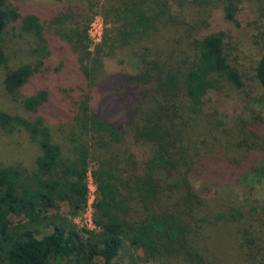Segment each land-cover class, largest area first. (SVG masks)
Returning <instances> with one entry per match:
<instances>
[{"label": "trees", "instance_id": "trees-1", "mask_svg": "<svg viewBox=\"0 0 264 264\" xmlns=\"http://www.w3.org/2000/svg\"><path fill=\"white\" fill-rule=\"evenodd\" d=\"M79 1L0 0L2 84L25 113L0 111V131L38 146L31 166L0 161V264H231L213 253L220 226L232 229L242 264H264V205L248 208L264 179V117L252 108L264 103V38L244 74L242 50L223 33L189 37L209 8L234 27L246 0H103L95 53L93 18L76 31ZM15 33L31 38V61L10 67ZM104 49L114 58L110 111L94 97L103 65L92 56ZM229 89L247 99L232 129ZM51 126L70 136L71 157ZM89 175L95 229L80 232L60 211L85 210Z\"/></svg>", "mask_w": 264, "mask_h": 264}, {"label": "rangeland", "instance_id": "rangeland-1", "mask_svg": "<svg viewBox=\"0 0 264 264\" xmlns=\"http://www.w3.org/2000/svg\"><path fill=\"white\" fill-rule=\"evenodd\" d=\"M35 2L41 3L46 7L47 0H34ZM65 1V0H64ZM72 1V0H70ZM78 1V0H75ZM87 0H80L77 2V15L81 14L80 18H77L76 21H79V26L77 30L82 29L84 23L86 25L93 18L94 14H100V7L103 0H92L98 4L96 8L92 11L88 10ZM89 1V0H88ZM242 15L239 18V23L233 26H228L221 17L220 8H209L204 13V24L201 27H196L191 31L189 37L195 36L199 33L214 32V33H223L224 41L227 42L230 39L234 41L242 50V54L239 60V69L246 74L251 70L254 64L257 62L260 55L261 42L264 38V7L260 3V0H246V3L242 6ZM194 14V11H193ZM87 19V20H85ZM84 22V23H83ZM208 22V24H207ZM72 27L74 25H71ZM76 27V26H75ZM16 37H13L12 40H9L7 43V50L10 56L9 65L10 67H16L20 63L31 61L28 54V47L31 46V38L28 36H19L18 33H15ZM63 46H68L66 43H59ZM187 45V44H186ZM95 49L91 50L92 53H95ZM94 60L97 59V62H100L103 65V68L99 69L96 74L97 84L95 86V102L99 104L104 111L113 110V103L111 98V86L112 78L109 75L115 73L114 70V58H112L107 50L104 49V53L100 55L94 54L92 56ZM93 60V61H94ZM93 61L88 62L89 67L92 66ZM6 69L4 66H0V111H5L9 113H20L23 114L22 108L19 106L18 102L8 94H6L2 80ZM247 90H252L251 96L254 97L260 94V89L258 88L257 83L251 78L247 81ZM232 98L233 103L237 104L238 110L236 113H231V129L235 128V123L237 124V115H240L241 112L245 111L244 104H246L247 99L245 94L241 96L237 90L229 89L228 91ZM251 106V105H250ZM249 106V107H250ZM254 110L259 112L264 117V103L262 105H254L252 107ZM232 112V111H230ZM25 114V113H24ZM230 114V113H229ZM52 136L55 142L59 143L62 147L64 156H72V142L68 134L59 132L55 126H51ZM225 140H228L227 138ZM233 141V139L231 140ZM38 154V146L36 143H33L29 140L28 136L25 133H16L13 135H6L0 131V161L6 164L18 163L22 166H31L35 156ZM100 152L96 151V155H99ZM93 162L91 165L93 166ZM196 187L200 189V184L195 183ZM92 191L95 190L94 186H91ZM242 191L236 190L234 192L235 201H245L247 196L241 194ZM258 202H261L264 205V179L259 183L253 184V191L248 196V208L250 206L256 205ZM220 204L219 200L212 199L211 206L217 207ZM258 205V204H257ZM61 215L67 217L72 224L76 226V229L80 232L85 227V220L87 218V212H83L71 216L68 212V206L66 204L62 205ZM43 232L50 233L51 227L43 228ZM233 231L229 226H220L217 227L213 232V241L212 248L214 256L220 260L226 259L227 262L231 264H242L241 258L238 255V252L234 249V243L232 241ZM146 264H157V263H146Z\"/></svg>", "mask_w": 264, "mask_h": 264}, {"label": "built area", "instance_id": "built-area-1", "mask_svg": "<svg viewBox=\"0 0 264 264\" xmlns=\"http://www.w3.org/2000/svg\"><path fill=\"white\" fill-rule=\"evenodd\" d=\"M106 26L104 24L103 18L100 15L94 16L87 28V37L89 40V48L92 50L99 46L103 40L104 30ZM88 198L85 211L87 212V218L84 222L85 228L88 230L95 229V225L92 221L93 214V204L96 198V185L92 179V177L88 176ZM91 186L95 187V190L92 191Z\"/></svg>", "mask_w": 264, "mask_h": 264}]
</instances>
